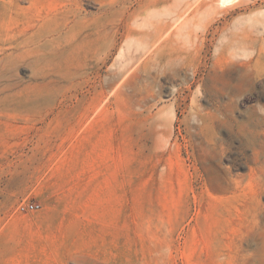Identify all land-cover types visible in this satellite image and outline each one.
<instances>
[{
    "label": "rangeland",
    "instance_id": "rangeland-1",
    "mask_svg": "<svg viewBox=\"0 0 264 264\" xmlns=\"http://www.w3.org/2000/svg\"><path fill=\"white\" fill-rule=\"evenodd\" d=\"M249 1L0 0V264H264Z\"/></svg>",
    "mask_w": 264,
    "mask_h": 264
},
{
    "label": "bare ground",
    "instance_id": "bare-ground-1",
    "mask_svg": "<svg viewBox=\"0 0 264 264\" xmlns=\"http://www.w3.org/2000/svg\"><path fill=\"white\" fill-rule=\"evenodd\" d=\"M255 1L257 2V0H255ZM201 2L203 4L209 5L211 7L213 6L216 8H221L218 11L222 12V13H227L228 10H236V9H240V8L244 9V8H248L250 6L255 5L254 1L250 2L249 0H201ZM191 5L192 4L190 3V1H184V2L182 1L181 2L180 8H183L182 12L179 14L181 18L187 12V10L190 9ZM169 26L170 25H168L166 23L165 24H159L158 22L157 23H151L150 22V25L146 27L148 29H145V28L143 30L136 29V30H138V34H140L142 36V40L144 41V46L142 45L143 42L141 43V41L138 40V38H137V40L140 41L141 46L147 47V50H150V52L152 54L156 53L159 45L162 43V37L165 35V32L167 31ZM144 49H146V48H144Z\"/></svg>",
    "mask_w": 264,
    "mask_h": 264
},
{
    "label": "built area",
    "instance_id": "built-area-1",
    "mask_svg": "<svg viewBox=\"0 0 264 264\" xmlns=\"http://www.w3.org/2000/svg\"><path fill=\"white\" fill-rule=\"evenodd\" d=\"M39 207L38 204L34 203V202H25V203H22L19 205V210L21 212H27V211H32V210H35Z\"/></svg>",
    "mask_w": 264,
    "mask_h": 264
}]
</instances>
